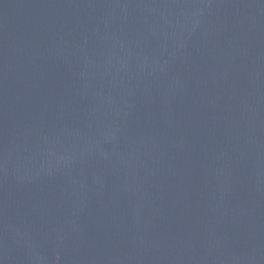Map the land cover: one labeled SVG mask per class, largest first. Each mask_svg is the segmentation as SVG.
Here are the masks:
<instances>
[{
    "label": "water",
    "instance_id": "95a60500",
    "mask_svg": "<svg viewBox=\"0 0 264 264\" xmlns=\"http://www.w3.org/2000/svg\"><path fill=\"white\" fill-rule=\"evenodd\" d=\"M0 264H264V0H0Z\"/></svg>",
    "mask_w": 264,
    "mask_h": 264
}]
</instances>
